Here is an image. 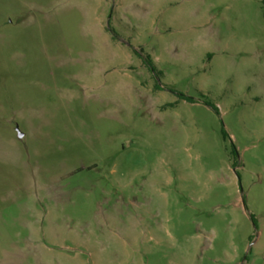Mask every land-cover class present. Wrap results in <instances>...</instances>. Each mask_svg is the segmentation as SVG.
Listing matches in <instances>:
<instances>
[{"label":"rangeland","instance_id":"rangeland-1","mask_svg":"<svg viewBox=\"0 0 264 264\" xmlns=\"http://www.w3.org/2000/svg\"><path fill=\"white\" fill-rule=\"evenodd\" d=\"M0 264H264V1L0 0Z\"/></svg>","mask_w":264,"mask_h":264},{"label":"trees","instance_id":"trees-1","mask_svg":"<svg viewBox=\"0 0 264 264\" xmlns=\"http://www.w3.org/2000/svg\"><path fill=\"white\" fill-rule=\"evenodd\" d=\"M263 1H264V0H263ZM180 97H182V98H185V97L188 98V97L185 96L184 94H180ZM205 103H207L208 105H211L214 109L218 110V108H217L214 104H212L211 102L205 100ZM222 133H223L224 138H227V137H228V133H227L226 130L223 129Z\"/></svg>","mask_w":264,"mask_h":264}]
</instances>
